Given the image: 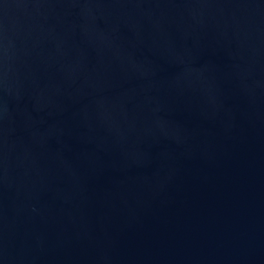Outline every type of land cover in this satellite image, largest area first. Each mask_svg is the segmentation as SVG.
Listing matches in <instances>:
<instances>
[{
  "label": "water",
  "instance_id": "95a60500",
  "mask_svg": "<svg viewBox=\"0 0 264 264\" xmlns=\"http://www.w3.org/2000/svg\"><path fill=\"white\" fill-rule=\"evenodd\" d=\"M0 264H264V0H0Z\"/></svg>",
  "mask_w": 264,
  "mask_h": 264
}]
</instances>
